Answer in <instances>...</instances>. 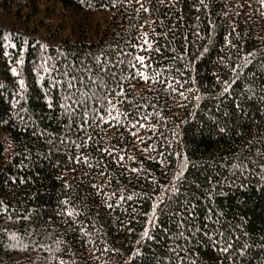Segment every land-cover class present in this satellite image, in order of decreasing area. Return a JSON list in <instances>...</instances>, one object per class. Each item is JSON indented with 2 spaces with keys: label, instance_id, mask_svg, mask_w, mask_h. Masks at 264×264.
<instances>
[{
  "label": "trees",
  "instance_id": "1",
  "mask_svg": "<svg viewBox=\"0 0 264 264\" xmlns=\"http://www.w3.org/2000/svg\"><path fill=\"white\" fill-rule=\"evenodd\" d=\"M0 264H264V0H0Z\"/></svg>",
  "mask_w": 264,
  "mask_h": 264
},
{
  "label": "snow or ice",
  "instance_id": "2",
  "mask_svg": "<svg viewBox=\"0 0 264 264\" xmlns=\"http://www.w3.org/2000/svg\"><path fill=\"white\" fill-rule=\"evenodd\" d=\"M145 43H147V41H145ZM144 59H145V58L142 57V56H137V57H136V60H138L139 63H140L141 65L147 67V65L144 64ZM132 67L135 68L136 65L133 64ZM13 71H15V70H13ZM139 75L142 76L145 80L149 79V77L145 76L142 72L139 73ZM174 90H175V89H174ZM122 94H123V93H122V91H121V95H122ZM109 116H111V112H109ZM100 118L103 119V116H101ZM117 118H118V117H112V119H117ZM105 122H108V121H105ZM136 124H139V121H136ZM136 124H134L133 127H136ZM140 127H143V125H140ZM132 134L135 135L136 133H132ZM105 151H107V150H105ZM121 159H123V158L121 157ZM133 171H136V170L133 169ZM174 190H175V189H174ZM129 199H130V197H129ZM145 235H147V233H145Z\"/></svg>",
  "mask_w": 264,
  "mask_h": 264
}]
</instances>
